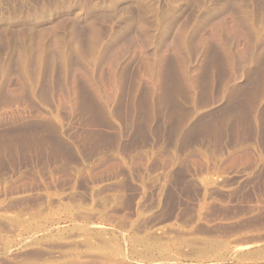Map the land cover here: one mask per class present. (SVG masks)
I'll return each mask as SVG.
<instances>
[{
	"label": "rangeland",
	"instance_id": "rangeland-1",
	"mask_svg": "<svg viewBox=\"0 0 264 264\" xmlns=\"http://www.w3.org/2000/svg\"><path fill=\"white\" fill-rule=\"evenodd\" d=\"M0 264H264V0H0Z\"/></svg>",
	"mask_w": 264,
	"mask_h": 264
}]
</instances>
